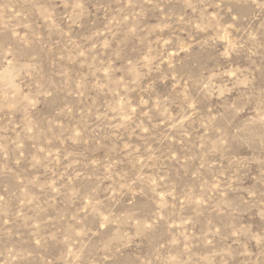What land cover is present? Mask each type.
<instances>
[{
	"label": "rangeland",
	"instance_id": "374dc122",
	"mask_svg": "<svg viewBox=\"0 0 264 264\" xmlns=\"http://www.w3.org/2000/svg\"><path fill=\"white\" fill-rule=\"evenodd\" d=\"M0 264H264V0H0Z\"/></svg>",
	"mask_w": 264,
	"mask_h": 264
}]
</instances>
